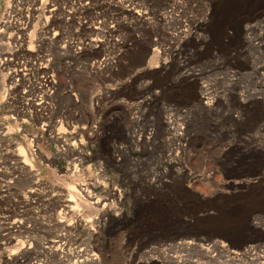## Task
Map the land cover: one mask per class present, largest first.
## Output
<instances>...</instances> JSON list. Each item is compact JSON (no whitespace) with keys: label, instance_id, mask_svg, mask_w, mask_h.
<instances>
[{"label":"rangeland","instance_id":"374dc122","mask_svg":"<svg viewBox=\"0 0 264 264\" xmlns=\"http://www.w3.org/2000/svg\"><path fill=\"white\" fill-rule=\"evenodd\" d=\"M113 1L0 0V264H264V0Z\"/></svg>","mask_w":264,"mask_h":264},{"label":"bare ground","instance_id":"6f19581e","mask_svg":"<svg viewBox=\"0 0 264 264\" xmlns=\"http://www.w3.org/2000/svg\"><path fill=\"white\" fill-rule=\"evenodd\" d=\"M86 1V0H85ZM123 3V2H122ZM121 3H119L117 0H115V1H113V3L112 4H110V6H112V7H115V8H117V9H119V10H121L122 11V13H125V14H127V16H128V14H131L132 13V10L130 9V6L131 5H129V6H122V5H120ZM133 4V3H132ZM229 4V3H228ZM126 5V4H125ZM109 7V6H108ZM55 10V9H54ZM53 11V10H52ZM54 12V11H53ZM232 12V11H231ZM56 13V12H55ZM54 13V14H55ZM143 15H144V13H142ZM72 15V13H70V16ZM122 15V14H121ZM56 15H54V17H55ZM130 16V15H129ZM11 17V16H10ZM135 18V17H134ZM139 18V17H138ZM11 19V18H10ZM118 19V18H117ZM5 22V21H4ZM107 22V21H106ZM111 23V22H110ZM119 23V22H118ZM121 23V22H120ZM5 24L7 25V24H9L8 23V21L7 22H5ZM5 24H3V25H5ZM32 25V24H31ZM47 25V28L50 30L52 27H53V25L51 24V23H47L46 24ZM122 25V24H121ZM106 26V25H105ZM111 27L109 28V34H110V36H111V38H112V42L115 44H118L120 41H118L117 39H116V36H117V29L119 30V28H118V26H117V23H116V21H114L113 22V24H111L110 25ZM109 27V26H108ZM122 27V26H121ZM6 28H7V26H6ZM8 29H9V27H8ZM25 31L27 30V28L26 29H24ZM108 30V29H107ZM1 32H2V30H1ZM20 33V32H19ZM72 34V33H71ZM4 35V34H3ZM18 35V34H17ZM8 36V35H7ZM13 36V35H12ZM11 35H10V37L8 36V38L10 39V38H14V37H12ZM11 39V40H12ZM71 41H72V39H70ZM73 42V41H72ZM71 42V43H72ZM126 43V42H125ZM121 48V47H120ZM122 48H128V47H125V45L122 47ZM10 50L8 51V52H5V53H2L1 55L4 57V56H8L10 53ZM153 53H154V51H153ZM123 55V51H120V53H118L116 56H118V58H121V56ZM3 60V59H2ZM8 61V60H7ZM105 62L106 61H104V64H105ZM10 63V62H9ZM108 63V62H107ZM106 63V64H107ZM7 62L5 61L4 63H2L1 62V67H6L7 66ZM105 64V65H106ZM8 67V66H7ZM20 71H18V70H16L15 72H11L10 74H9V80H11V79H14L15 77H17V76H20V73H19ZM202 91V90H201ZM200 103H202V104H204V105H206L207 107L211 104V102L209 101V98H208V94L206 93V90H204V92L199 96V100H198ZM199 103V104H200ZM205 106V107H206ZM246 109V108H245ZM179 131H180V129H176V133H177V135H178V133H179ZM21 155H22V153H21ZM24 155V154H23ZM22 157H25V156H22ZM24 162V161H23ZM25 162L26 163H28L29 161L25 158ZM31 166V165H30ZM31 170H32V167H31ZM33 171V170H32ZM76 190V189H75ZM81 190H83L84 192H85V195H87V197L88 198H90L91 200H93L94 201V203H96V204H99V199L97 198V197H95L94 195H92V194H90V191H88V190H86L85 188H83V189H81ZM82 191V192H83ZM80 193V192H79ZM78 193V194H79ZM82 194V193H81ZM84 194V193H83ZM71 201H72V203H75L76 204V196L74 195L73 197H72V199H71ZM68 208V207H67ZM195 240V239H194ZM196 240H198V239H196ZM211 240H214V239H211ZM183 242V241H182ZM179 244H181V246H185V247H196V248H201L202 250H203V253H205V254H207L208 256H209V258H211V259H214L215 257H216V254H215V252L216 251H218L220 254L221 253H228V251H227V248L226 247H224V246H222L221 245V243L219 242V241H216V242H211V243H207V244H205V245H203V244H201L200 242H197V241H194V242H190V243H178L177 245H179ZM171 247V246H170ZM173 247V246H172ZM185 247H184V249H185ZM230 255V254H229ZM227 256V255H226ZM182 257V256H181ZM173 258H175L176 260H178V262H181V261H186V259H184L185 258V256L184 257H182V258H180V257H178V256H176V257H173ZM198 264V263H197Z\"/></svg>","mask_w":264,"mask_h":264},{"label":"water","instance_id":"95a60500","mask_svg":"<svg viewBox=\"0 0 264 264\" xmlns=\"http://www.w3.org/2000/svg\"><path fill=\"white\" fill-rule=\"evenodd\" d=\"M185 239V238H184Z\"/></svg>","mask_w":264,"mask_h":264}]
</instances>
